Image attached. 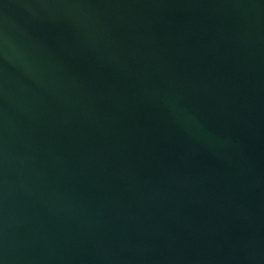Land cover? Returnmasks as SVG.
<instances>
[{
  "label": "water",
  "instance_id": "obj_1",
  "mask_svg": "<svg viewBox=\"0 0 264 264\" xmlns=\"http://www.w3.org/2000/svg\"><path fill=\"white\" fill-rule=\"evenodd\" d=\"M0 264H264V0H0Z\"/></svg>",
  "mask_w": 264,
  "mask_h": 264
}]
</instances>
